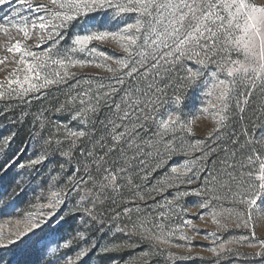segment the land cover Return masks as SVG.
Instances as JSON below:
<instances>
[{"label": "snow or ice", "instance_id": "6c2138e0", "mask_svg": "<svg viewBox=\"0 0 264 264\" xmlns=\"http://www.w3.org/2000/svg\"><path fill=\"white\" fill-rule=\"evenodd\" d=\"M4 7L8 10L0 16V73L3 74L0 79V101H24L28 97L44 96L46 92L59 89L73 80L76 81L73 89L78 88V77L90 67L106 71L110 75L102 79L114 83L107 86V91H98L95 97L90 95L91 88L69 92L55 111L68 115L70 121H61L55 132L44 139L40 153L27 161L20 160L26 148L8 155L17 135L15 131L0 138V178L13 167L21 171H35L38 165L57 154L64 160L55 176L51 171L48 174L50 195L47 203H41V197H38L31 210L16 221L17 227L12 232H0V264H13L7 258L9 253L27 255L34 251L55 252L59 248L78 247L80 244L86 246L80 247L74 259L68 258L65 264H84L97 247V243H88L89 228L93 225L100 233L107 230L109 233L151 241L153 249L160 246L158 250L171 245V238L180 231V239L189 241L190 252L191 238L182 232L183 227H188L197 234L203 232L206 240L216 238L207 248L216 264L229 257L239 258L241 253L234 245L243 243L255 249L244 255L257 257L259 264H264V239H258L255 231V220L264 213V204L260 203L264 200V160H260L258 172H242L239 178L228 173V179L223 182L210 174L202 180V174L210 172L206 161L217 150L207 140L218 134L230 119L228 101L237 78L242 76L240 82L250 85L245 102L258 83L264 84V5L256 4L255 0H0V10ZM235 32L239 34L234 36ZM109 45L113 51L119 49L123 55H109L103 50ZM232 51L242 52L244 60H233L228 54ZM219 53L225 55L214 59ZM210 64L216 65V70L212 73V87L206 95L214 100L210 99L207 107L201 111L211 115L215 127L204 139L189 140L195 136L194 121L182 118L180 109L183 97L179 94L172 101L174 113L169 111L167 118L156 114L155 101L150 96L147 101L136 99L128 91L119 103L112 100L124 90V77H132L140 68L145 69V75L149 70L161 67L165 72L179 68L185 72L184 79L188 81L187 88L190 89L203 79V69ZM167 65H171V69ZM218 73H226V77L221 79ZM156 74L159 76L158 71ZM93 75L98 76L99 73ZM105 87L103 83L97 85L98 89ZM148 89L151 91L153 85L149 84ZM141 104L144 108H141ZM104 107L113 112V116L103 122L104 136L95 141L91 150L81 148L80 154L84 159L76 160L79 169L67 175L63 188H56L70 170L72 159H75L73 149L79 146L83 138L91 135L84 126L91 123L94 128V121ZM147 108L153 109V115L144 114L141 119L140 113ZM71 122H77L80 127L73 129ZM149 122L155 131L147 140H143L140 134ZM42 124L47 127L46 121ZM61 129L62 138H55L60 135ZM178 133L179 150L175 146ZM31 136L33 142H37L38 134L33 132ZM66 143L68 146L65 148ZM53 144L57 147L49 153L48 149ZM159 145H163V151ZM152 148L155 152L147 150ZM117 151L120 155L110 161L109 158ZM128 152H132V155H128ZM178 152L187 158L173 165L153 183L154 173L164 168ZM142 156L145 158L141 159ZM252 162L253 158L249 157L248 163ZM92 168L101 173L98 179L93 176ZM134 168L141 184L134 183ZM120 180H126L127 186L135 189L132 197L123 203L135 208L136 220L131 218L133 207L124 206L122 212L116 211L105 223L106 215L102 211L104 202L111 198L109 193L123 190L125 185L120 184ZM230 182L236 187L231 203L241 206L228 210L232 225L218 218L221 213L212 204L213 201L229 199L219 195L218 191L229 187ZM72 193L80 196L75 211L84 213L82 220L87 221V226L67 241L58 243L57 249H50L49 246L54 243L52 237L64 223L58 210ZM189 196L201 198L198 211L192 214L194 217L199 216L203 220L204 214L200 210L211 209L207 215L216 225L215 232L195 227L190 219L167 230L163 222H155L169 220L177 209L180 214H186L187 208L183 207L182 201ZM157 197L162 199L158 200ZM148 200H152L156 206L155 217L151 215ZM137 201L143 202V207L149 211L144 212ZM83 204L87 206L79 207ZM0 211H15L19 216L21 210L15 207L14 197H0ZM122 217H126L128 222L119 223ZM233 226L248 229L249 235L220 241L217 233L226 232ZM138 246L132 244L130 239L115 241L113 237L110 242L100 246L97 255L107 256ZM169 255L175 256V253ZM149 256V252L141 253L136 258L137 264H144V258ZM111 264H117V261L112 259Z\"/></svg>", "mask_w": 264, "mask_h": 264}, {"label": "rangeland", "instance_id": "374dc122", "mask_svg": "<svg viewBox=\"0 0 264 264\" xmlns=\"http://www.w3.org/2000/svg\"><path fill=\"white\" fill-rule=\"evenodd\" d=\"M258 5H264V0H255ZM7 7L0 10V16L7 13ZM131 22V20H129ZM242 22V21H241ZM238 32L234 33L238 35ZM223 39V37L221 38ZM109 55L119 57L123 55L119 49L113 51L111 45L103 49ZM233 60H244L242 52L232 51L228 53ZM225 53H219L214 59H220ZM154 63V61H153ZM163 65V62H161ZM167 68L171 69V65H167ZM216 70V65L210 64L207 68L203 69V79L192 88H187L188 81L184 79L186 75L181 69L177 68L175 71L165 72L164 67L156 70H149L145 75V69L140 68L138 73L133 74L132 77L125 76L124 90L119 93L118 96L112 97V100L120 102L125 92L131 91L136 99H144L147 101L150 96L155 101V112L159 117L167 118L169 111L174 113V98L176 95L183 97V105L180 109V114L184 120L194 121V137H190L189 140L204 139L207 134L215 127V122L211 115L202 113L201 109L207 107L209 100L213 97H208L206 93L212 87L213 77L212 73ZM157 71L159 76H157ZM99 73L98 76L93 75ZM110 74L106 71L98 70L95 68H87L83 70L78 77L80 85L78 88L73 89L75 80L70 81L67 85L61 86L59 89H52L44 96L40 97H28L24 101L11 100L0 101V138L9 135L15 131L17 133L15 140L12 142L11 147L8 150V155L16 153L21 148H26L23 156L20 158L21 162L27 161L34 156L38 155L43 146L44 139L55 132L57 125L63 121L68 123L70 117L64 113H57L55 109L64 102L66 95L69 92H78L81 90L92 89L90 95L95 97L99 91L103 93L107 91V86L114 82L108 79H102V77H108ZM219 78L224 79L226 73H218ZM3 78V74L0 73V79ZM242 76L237 78V84L232 93L231 99L228 101L230 108V119L226 122V126L216 135L209 138L207 143L216 147V152L209 157L206 161L207 168L210 172L202 174V180L204 176L215 175L223 182L228 179V173L239 178L240 174L247 173L248 171L258 172L260 160H264V84L258 83L257 87L252 90V94L248 96L247 102L244 97L247 96L248 88L250 85L241 83ZM103 83L106 87L104 89H98L97 85ZM152 84L153 89L149 91L148 85ZM147 93V96L143 94ZM243 93V95H241ZM239 101V104H238ZM141 108L144 105L141 104ZM144 114L153 115V109L147 108L144 113H140L141 119ZM113 112L109 111L107 107L99 113L98 118L94 121L95 127L92 128L91 123L85 125L91 135L87 138H83L76 148L73 149L75 159H72L70 170L56 188H63L67 180V175H71L72 170H78L79 165L76 160L84 159L81 154V148L86 151L91 150L95 144V141L105 134L104 121L111 118ZM47 122V127H43L42 122ZM73 129H78L80 125L77 122H71ZM149 127L151 130L149 131ZM155 131V127L149 124L145 125L144 131L141 132V139L147 140L151 133ZM37 133V142H33L31 133ZM42 132V135L40 133ZM62 129L59 136L55 138H62ZM186 135V134H185ZM218 137V138H217ZM251 141V143H249ZM110 143V141H109ZM65 144V148L67 147ZM176 148H180V134H177V140L175 142ZM56 145L53 144L52 148H49V153H52L56 149ZM161 151H163V145H159ZM63 150V149H60ZM148 151L155 152V149H147ZM235 153V155H233ZM120 155L117 151L109 158L110 161L114 160ZM128 155H132V152H128ZM195 155H199L196 153ZM252 157L253 162L248 163V158ZM260 159L257 160L256 158ZM145 157H141L144 159ZM187 157L179 154H175L172 159L168 161L166 166L159 169L154 173L153 183L162 177L170 168L181 163ZM167 159V157H164ZM64 163V160L57 154L52 159H49L46 163L38 165L35 171L29 169L19 170L18 167H13L6 176L0 178V197L7 199L14 197L15 207L20 211V215L17 216L15 211L2 212L0 211V232L5 234L12 232L16 227V221L24 215L25 212L31 210V205L37 203V198L41 197V203H47V197L50 195V185L47 179L49 172L55 176L59 170L60 164ZM154 163V162H153ZM243 165V167H241ZM119 167V165H116ZM66 168L69 165H65ZM55 169L56 171H52ZM93 176L97 179L101 175L95 168L91 169ZM136 169L133 170V180L135 184H141L139 176L135 174ZM120 184L125 185L123 190L119 193H109L110 199H106L102 208V211L106 215L105 223H107L116 211H123L124 206L133 207L132 205L125 204L123 202L129 200L135 189L127 186L126 180L118 181ZM192 185L191 187H195ZM185 188L188 186H184ZM229 187L231 191H229ZM229 187H225L218 191L221 196L228 197L229 199L213 201V207L221 215L218 217L222 222L233 224L232 218L229 216V209L240 208L239 205L231 203L232 192L236 191L234 183H229ZM55 190V189H53ZM167 195V194H165ZM168 198H171L170 196ZM158 200L162 199L157 197ZM80 200V196L76 193H72L67 197L66 203L58 210L59 217L64 218V223L57 230L52 237L54 243L49 248L57 249L58 243L67 241L70 237L75 236L77 231H83L87 226V221L82 220L84 213L81 211L77 213L75 208L78 206L77 201ZM201 202V198L196 196H189L186 201H182L183 207L187 208L186 214H180L179 209L176 210V214L167 221H155L156 223L163 222L165 224V230L174 228L177 224H183L184 220L190 219L195 227L199 229H206L209 232L216 231V225L211 222V218L207 215V210H200L204 214V219L201 220L199 216H193V213L198 211V204ZM141 204V208L144 212H148L149 209L143 207V202L137 201ZM148 205L151 210L152 217L157 214V209L152 200H148ZM264 204V200L260 201ZM87 204L79 205V207H86ZM71 210V214L70 213ZM163 210V209H160ZM132 220H136V211L133 207ZM126 217H122L119 223H127ZM255 231L258 239H264V213L260 214L255 220ZM182 232L191 238L190 243L192 245L189 252V241L180 239V231L171 238V245L163 246V250L153 249L152 242L148 240H140L139 237L129 238L123 234L115 232L100 233L98 228L93 225L89 228V241L88 243H97L96 250L88 257L84 264H111L112 259L117 261V264H137L136 258L141 253L149 252L150 256L144 258V264H216V260L211 256V253L207 251V248L211 246L215 237H209L204 239V233L197 234L191 228L183 227ZM220 241H227L229 239H238L242 235H249V230L243 227L237 229L234 226L226 232L217 233ZM114 237L115 241H128L132 244H138V247L130 248L128 250L120 251L118 253H110L107 256H98L97 252L101 245L110 242V239ZM254 243L255 241H250ZM182 245L181 247H175V245ZM86 245L80 244L78 247L73 246L67 249L59 248L57 251L52 252L34 251L27 255H21L18 253H9L7 258L13 261V264H65L68 258L75 257L80 247ZM241 253L239 258L229 257L227 260H223L220 264H259V258L248 257L244 254L254 252L255 249L250 248L248 243L234 245ZM175 253V256L169 255ZM198 254V255H197ZM204 257L203 259L199 257Z\"/></svg>", "mask_w": 264, "mask_h": 264}]
</instances>
